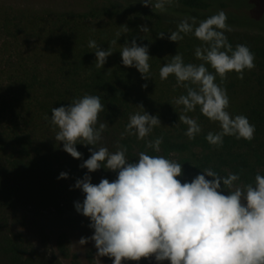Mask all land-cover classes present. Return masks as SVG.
<instances>
[{"label":"trees","instance_id":"16d2710c","mask_svg":"<svg viewBox=\"0 0 264 264\" xmlns=\"http://www.w3.org/2000/svg\"><path fill=\"white\" fill-rule=\"evenodd\" d=\"M29 1L39 2L0 0V264H80L65 234L58 235L53 251L47 248L46 238L39 249L12 225L20 211L62 215L75 211V202L82 203L84 196L73 185L87 172L79 165L89 158L91 146L75 145L82 158L73 159L62 150V142L54 140L55 128L44 117L50 120L52 108L84 95L99 96L104 105L96 126L106 127L96 148L114 152L122 146L130 162L140 152L174 160L182 164L177 178L181 183L191 182L206 168L224 177L238 174L241 184L254 183L256 174L264 175V35L224 33L233 48L244 44L250 49L255 67L246 70L243 79L229 73L223 81L217 77L216 83L226 91L230 115L246 116L255 131L251 141L226 136L217 148L205 136L218 132L219 126L199 108L187 115L196 119L200 134L191 140L184 135L186 126L178 119L183 106L175 100L186 95V89L177 86L172 75L163 81L159 78V69L176 53L186 64L201 63L194 55L201 42L191 33L176 43L167 39V33L184 19L173 16L174 11L207 17L212 8L209 0H180L179 6L165 12H152L139 0H57L62 7L79 9L35 7ZM141 26L149 31L141 32ZM161 32L163 39L157 38ZM133 39L148 48L151 79L143 80L135 68L122 66L121 47ZM89 40L113 52L101 69L95 66ZM135 106L157 115L161 122L142 140L125 133L130 115L139 111ZM157 137L162 138L160 151L146 149L145 142ZM61 172L67 173V179H57ZM88 175L92 184L116 178V173L103 168Z\"/></svg>","mask_w":264,"mask_h":264},{"label":"clouds","instance_id":"9594fccd","mask_svg":"<svg viewBox=\"0 0 264 264\" xmlns=\"http://www.w3.org/2000/svg\"><path fill=\"white\" fill-rule=\"evenodd\" d=\"M138 3L152 12H165L179 6L180 0ZM226 21L223 10L199 22L185 17L175 31L167 33V39L176 43L191 33L201 42L194 52L201 63L186 64L176 53L159 69L162 81L172 75L176 85L186 89V95L175 100L183 106L178 119L186 126L184 135L191 140L200 134L196 119L187 115L199 108L219 126L218 132L205 136L207 143L217 148L226 136L251 141L255 131L246 116L230 115L226 91L216 83L217 77L223 81L229 73L243 79L245 71L255 67L254 54L246 45L233 48L228 43L224 33L231 27ZM139 30L146 33L149 28L141 26ZM164 36V32L157 34L159 39ZM88 47L94 50L98 69L113 53L110 48L101 50L95 40H89ZM120 58L123 67L135 68L143 80L151 79L147 46H138L133 39L121 47ZM135 107L139 111L130 115L125 133L142 140L161 122L142 106ZM103 110L99 96L84 95L67 106L52 108L50 120L44 117L55 128L54 140L62 142V150L73 159L82 158L75 145L91 146L89 158L79 165L87 172L73 185L84 196L82 203H74V209L89 220L93 230L91 237L78 241L80 245L91 240L96 256L108 257L112 264L141 258H152L155 264H264V175L256 174L254 183L241 184L237 183L238 174L224 177L206 168L191 182L181 183L177 178L182 175V164L174 160L140 152L135 162H130L122 146L114 152L96 148L106 127L104 123L96 126ZM161 143L162 138L157 137L146 141L145 148L159 152ZM101 168L116 173V178L92 184L88 173ZM57 179H67V173L61 172Z\"/></svg>","mask_w":264,"mask_h":264},{"label":"rangeland","instance_id":"374dc122","mask_svg":"<svg viewBox=\"0 0 264 264\" xmlns=\"http://www.w3.org/2000/svg\"><path fill=\"white\" fill-rule=\"evenodd\" d=\"M212 8L207 17L223 10L227 15L226 23L231 27L230 32H240L247 34L264 35V0H209ZM31 5L37 6H58L62 9H79L80 6H61V2L56 1H29ZM70 3V2H68ZM71 4V3H70ZM77 7V8H76ZM175 17H195L191 14L174 11ZM169 14V13H168ZM207 17L198 18L202 21ZM13 229L24 234L37 248L41 249V240L47 239V248L51 251L55 249V241L59 234H65L71 250L78 256L80 264H112L108 257H97L96 249L91 240L85 245H80L78 241L89 238L93 230L89 227V220L78 214L76 211L66 212L56 215L50 212H37L35 210H25L17 213L13 220ZM122 264H155L152 258H141L139 261H122ZM163 264H168L164 261Z\"/></svg>","mask_w":264,"mask_h":264}]
</instances>
